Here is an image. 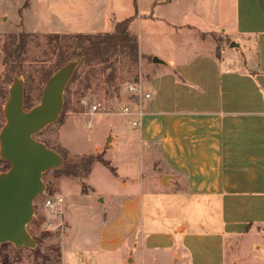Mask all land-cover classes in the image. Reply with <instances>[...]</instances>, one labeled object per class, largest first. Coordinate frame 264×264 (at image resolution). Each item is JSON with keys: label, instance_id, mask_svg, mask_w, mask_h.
<instances>
[{"label": "rangeland", "instance_id": "1", "mask_svg": "<svg viewBox=\"0 0 264 264\" xmlns=\"http://www.w3.org/2000/svg\"><path fill=\"white\" fill-rule=\"evenodd\" d=\"M134 1L0 0V90L9 92L14 81V78L12 81L8 79L12 76L8 66L10 36L25 32L30 34L25 70L17 78L24 83V92L28 91L33 103H40L45 86L43 74L54 70L59 50L50 39L53 34L36 33L40 26H45L51 33L54 30L67 33L60 35L94 31L95 27L111 32L115 19L122 21L134 17L130 33L138 39L142 52L146 55L156 53L167 60L180 58L182 53L179 49L185 50L187 56L202 51L204 48L198 44L201 40L215 46L218 56L221 48L232 46L231 40L222 36L224 27L216 25L212 28L214 24L211 22V19L217 18V9L228 5L227 0ZM194 13L200 14L201 19ZM141 15H152L158 19H141ZM185 25H195L197 29L191 28L190 31L182 28ZM207 30L217 33H203ZM63 42L66 45L70 43ZM76 72L78 78L72 83L70 81L65 89L64 116L61 114L56 123L36 136L38 141L56 150L61 148V140L71 151V161H77L84 155L105 152L112 142L107 141L108 137L126 132L125 128L129 127L126 122L130 117L121 115V111L133 101L127 88L133 83L145 86L151 76L146 62L139 60L138 64H134L124 51L113 55L107 64L87 66L79 60ZM7 100L0 94V132L6 123L4 108ZM95 104H101V108L97 114H92V105ZM88 122L92 124L90 128L87 127ZM128 135H124V144H118L115 150H109L104 155L116 168L117 175L102 163H96L88 178L83 180L90 189L88 194L83 193L80 179L60 176L54 170L45 173V191L35 200L33 220L27 226L31 238L37 241L36 247L18 249L6 243L0 247V260L7 257L10 264H190L187 255L172 261L168 252L131 246L135 237L139 238L140 225L136 230L138 236L136 232L128 235L122 230L125 223L121 219V208L128 192L121 186V177L131 179L135 174L134 164L130 161L132 157L128 155ZM157 168L155 172H158ZM149 175L153 172H147ZM157 176L159 189L169 191L175 181L173 174L161 172ZM54 194L64 197V209L71 227L64 219V227L47 231L41 197ZM160 209L165 211L166 207L163 205ZM104 212L109 222L106 232L101 231ZM178 215L181 216V211ZM179 217L175 215L177 222ZM111 238L114 239L112 245L107 243ZM259 239L262 240L260 243ZM189 240L195 254L192 264H222L221 244L217 238L190 235ZM257 243L263 244L264 248V238H257L255 234L244 240H230L227 244V264H264V250H256Z\"/></svg>", "mask_w": 264, "mask_h": 264}, {"label": "crops", "instance_id": "2", "mask_svg": "<svg viewBox=\"0 0 264 264\" xmlns=\"http://www.w3.org/2000/svg\"><path fill=\"white\" fill-rule=\"evenodd\" d=\"M227 3L211 19L212 28L224 27L222 36L233 45L221 48L219 56L215 46L201 40L202 51L187 56L179 49L180 58L167 60L156 53L144 54L138 41L140 60L147 63L151 75L144 88L152 97L141 125L133 128L128 119L126 132L112 136L105 149V153L115 150L129 134L128 155L135 174L131 179L121 177V186L128 192L121 208L122 230L138 236L140 225L139 238L131 246L168 252L172 261L187 255L190 264L194 262L190 235L217 238L222 264H227L230 240L252 234L264 238V0ZM194 15L201 19L200 14ZM48 31L40 26L36 33L67 34ZM106 32L95 27L68 34ZM154 58L163 63H155ZM129 106L136 108L133 103ZM161 172L175 178L169 191L159 189ZM163 205L165 211L160 209ZM66 214L64 209L70 228ZM108 223L104 212L101 231L106 232ZM107 243L112 245L114 239ZM259 243L255 249L261 252Z\"/></svg>", "mask_w": 264, "mask_h": 264}, {"label": "water", "instance_id": "3", "mask_svg": "<svg viewBox=\"0 0 264 264\" xmlns=\"http://www.w3.org/2000/svg\"><path fill=\"white\" fill-rule=\"evenodd\" d=\"M233 46V45H232ZM155 63H163L154 58ZM78 60L58 70L44 86L40 103L27 111L24 83L15 78L5 104L6 123L0 132V158L10 168L0 174V245L34 249L27 226L35 213V200L45 191L43 175L63 165L61 155L38 141L36 135L56 123L64 109V93ZM112 137H108L111 142Z\"/></svg>", "mask_w": 264, "mask_h": 264}, {"label": "trees", "instance_id": "4", "mask_svg": "<svg viewBox=\"0 0 264 264\" xmlns=\"http://www.w3.org/2000/svg\"><path fill=\"white\" fill-rule=\"evenodd\" d=\"M135 3L136 0L134 1ZM145 16V15H143ZM146 18H153L152 15L145 16ZM134 17L127 18L122 21H113L111 32L98 33V34H75V35H60L53 34L50 37L58 46L59 50L56 54L55 68L52 71H47L43 74L44 84L60 70L67 63L75 60H80L82 64L93 66L98 64H107L111 57L119 51H124L129 59L138 64L140 60L139 43L135 35L130 33V26ZM11 53L10 62L8 63L10 72L12 74L8 79L21 77L24 74V63L28 51V42L30 34L20 32L18 35H11ZM63 41H69L66 45ZM78 78V73L75 71L71 83ZM70 83V84H71ZM68 89V88H67ZM25 109L31 110L36 105L33 103L28 91L25 90ZM1 96L6 100L9 97L8 91L0 90ZM66 105V102H65ZM66 107H64L65 110ZM64 113V112H63ZM62 113V116L64 114ZM63 122L62 124H64ZM41 133V132H40ZM39 133V134H40ZM38 135V134H37ZM36 135V136H37ZM47 145V144H46ZM52 149V148H51ZM62 159L63 165L60 169L54 170L60 176L68 178L80 179L82 181L83 193H89V187L84 179H87L92 172V168L96 163H102L108 167L115 175H117L116 168L111 165V162L104 158L105 152L94 155H84L77 161H71L69 158L70 151L62 147L58 150ZM10 168V164L0 158V174L6 172ZM250 226V225H249ZM39 242V241H38ZM4 244L0 245L2 247ZM0 264H10L7 257L0 260Z\"/></svg>", "mask_w": 264, "mask_h": 264}, {"label": "built area", "instance_id": "5", "mask_svg": "<svg viewBox=\"0 0 264 264\" xmlns=\"http://www.w3.org/2000/svg\"><path fill=\"white\" fill-rule=\"evenodd\" d=\"M128 94L133 99V104L136 108L131 106H124L121 115L130 117V122L133 128H138L141 125V120L145 116V105L151 99L152 94L146 91L144 86L140 83L130 84L127 88ZM101 108V104L92 105V114H97ZM91 122L87 123V127H91ZM41 208L45 213L44 226L47 231L58 230L65 226L64 224V204L65 199L61 194L46 195L41 197Z\"/></svg>", "mask_w": 264, "mask_h": 264}]
</instances>
